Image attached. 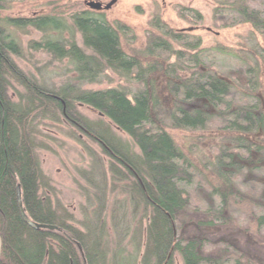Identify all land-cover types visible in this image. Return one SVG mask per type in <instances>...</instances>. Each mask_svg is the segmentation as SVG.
Segmentation results:
<instances>
[{
	"label": "trees",
	"instance_id": "16d2710c",
	"mask_svg": "<svg viewBox=\"0 0 264 264\" xmlns=\"http://www.w3.org/2000/svg\"><path fill=\"white\" fill-rule=\"evenodd\" d=\"M11 1L0 0V10ZM228 4L235 20L264 33V17L246 0ZM70 21L0 19V264H175V255L182 264H264V110L257 95L264 54L202 49L199 39L158 24L163 38H151L143 54L153 61L142 64L122 52V27L113 28L103 15L82 12ZM5 27L58 36L68 31L72 39L78 33L82 47L57 37L33 44L54 60H67L74 84L55 91L30 79L11 58L20 47ZM209 52L235 59L243 81L226 78ZM106 71L135 80L139 88L131 94L82 89ZM157 72L166 79V100L150 80ZM75 104L107 122L86 119ZM60 118L100 149L98 156L89 152L91 163L82 174L85 205L78 226L51 200L36 155L35 121ZM167 127L218 133L214 151L192 160ZM17 186L29 219L59 231L23 222Z\"/></svg>",
	"mask_w": 264,
	"mask_h": 264
},
{
	"label": "rangeland",
	"instance_id": "374dc122",
	"mask_svg": "<svg viewBox=\"0 0 264 264\" xmlns=\"http://www.w3.org/2000/svg\"><path fill=\"white\" fill-rule=\"evenodd\" d=\"M90 2L101 4V10L89 8L86 3ZM229 2L231 0H12L5 9L0 10V19L51 16L70 25L73 15L82 12L97 13L103 15L113 28L122 27L117 31L122 52L129 57H136L142 64L153 61L143 54L151 38H163L160 29H157L158 24L167 26L175 34L199 39L202 49L211 50L219 46L234 53L241 52L245 57H250V54L258 50L260 54H264V33L255 32L250 24L238 22V18L235 20L237 16L227 12ZM246 3L250 9L264 17V0H246ZM5 30L20 47V54L11 58L30 79L55 91L62 85L74 84L75 75L67 60H54L44 51L35 50L33 44L57 37L65 45L74 41L82 47L78 33L72 39L68 31L58 36L53 32L42 33L30 27H5ZM172 47L174 50L180 49L174 42ZM208 55V59L226 78L234 80L238 77L243 81L242 75L236 73L240 65L235 59L213 52ZM169 61H174V58ZM150 80L162 99L166 100V79L163 73L152 74ZM259 80L261 88L257 95L264 110V67H261ZM13 87L22 92L17 84L13 83ZM108 88L131 94L139 85L133 79L121 78L110 71H106L100 81L82 85L83 90L91 91ZM12 93L14 91L10 92L11 97L16 99V95ZM74 108L76 113L90 121L107 122L89 107L75 104ZM34 124L38 131L36 155L49 180L51 200L64 206L73 215L75 225L78 226L82 220L81 208L85 205L82 188L86 183L82 174L88 171L91 163L89 152L98 156L100 149L64 118H60L59 122L37 119ZM113 131L122 139L129 140L114 127ZM166 131L179 149L186 156L191 154L190 158L194 161L197 155L214 151L215 137L218 135L215 132L170 127ZM238 219L240 223L244 222L242 217ZM174 260L175 264H182L178 255L174 256Z\"/></svg>",
	"mask_w": 264,
	"mask_h": 264
},
{
	"label": "water",
	"instance_id": "95a60500",
	"mask_svg": "<svg viewBox=\"0 0 264 264\" xmlns=\"http://www.w3.org/2000/svg\"><path fill=\"white\" fill-rule=\"evenodd\" d=\"M86 5L93 10H101V8H102L101 4H99V3L90 2V3H86ZM16 201H17V208H18L19 215H20L21 219L23 220V222L25 224H27L29 227H31L35 230L59 231V229L55 226L38 224V223L32 221L31 219H29V217L26 215L25 210H24L23 205H22L21 190H20L19 186H17V188H16ZM1 248H2V239L0 236V255H1Z\"/></svg>",
	"mask_w": 264,
	"mask_h": 264
}]
</instances>
